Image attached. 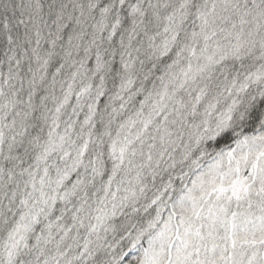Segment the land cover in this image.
Returning <instances> with one entry per match:
<instances>
[{
    "label": "snow or ice",
    "instance_id": "1",
    "mask_svg": "<svg viewBox=\"0 0 264 264\" xmlns=\"http://www.w3.org/2000/svg\"><path fill=\"white\" fill-rule=\"evenodd\" d=\"M0 264H264V0H0Z\"/></svg>",
    "mask_w": 264,
    "mask_h": 264
}]
</instances>
